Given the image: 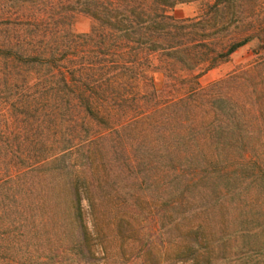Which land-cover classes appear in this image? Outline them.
Returning a JSON list of instances; mask_svg holds the SVG:
<instances>
[{"label": "trees", "instance_id": "obj_1", "mask_svg": "<svg viewBox=\"0 0 264 264\" xmlns=\"http://www.w3.org/2000/svg\"><path fill=\"white\" fill-rule=\"evenodd\" d=\"M192 2L194 16L174 15ZM80 13L92 19L87 32L72 28ZM243 46L249 62L201 82ZM0 111L11 130L0 141L20 133V173L35 181L24 182L38 191L37 213L60 222L64 205L94 238L103 203L130 207L131 216L112 217L120 223L180 208L197 179L264 145V0H0ZM194 244L174 251L151 240L139 264H162L166 252L197 264ZM87 251L80 264L108 263L93 244Z\"/></svg>", "mask_w": 264, "mask_h": 264}, {"label": "rangeland", "instance_id": "obj_2", "mask_svg": "<svg viewBox=\"0 0 264 264\" xmlns=\"http://www.w3.org/2000/svg\"><path fill=\"white\" fill-rule=\"evenodd\" d=\"M197 8L195 2L183 3L173 13L191 17ZM91 26L92 19L80 13L75 16L72 28L82 33ZM250 51V46L238 48L228 62L204 74L201 82L206 84L249 62ZM6 118L0 111V131H11ZM18 134L13 131L9 142L4 138L0 141V264H80L90 254L87 251L90 244L95 250L93 256L99 260L106 258L107 264H129L130 255H135L131 263L139 264L143 258L139 250L151 240L166 242L175 251L177 244L188 240L193 244L195 239L197 264H264V145L249 149L248 153L254 156L228 159L222 162L224 171L197 179L195 189L190 188V197L180 208L159 205L154 216L148 214L150 209H142L138 218L120 223L112 217L120 212L131 216L130 207L125 204L114 208L103 203L96 209L101 217L100 227L92 238L91 233L90 237L84 235L72 211L67 217L64 205L55 214L58 221L60 214L61 219L66 217L60 222L51 220L46 211L37 213L38 191H34L35 185L26 187L24 182L32 176L20 173L22 155ZM181 189L182 186L168 189L164 199L175 197ZM53 195L56 201L66 199L57 190ZM45 207L50 206H44V210ZM161 213L163 216H159ZM90 222L86 207L81 223L91 232ZM195 224L200 226L197 237L195 232L187 233L190 226L195 229ZM173 254L166 252L162 264H195V257L180 260Z\"/></svg>", "mask_w": 264, "mask_h": 264}]
</instances>
